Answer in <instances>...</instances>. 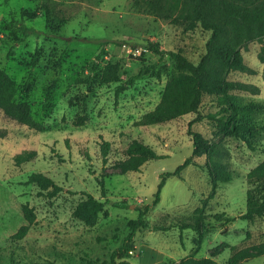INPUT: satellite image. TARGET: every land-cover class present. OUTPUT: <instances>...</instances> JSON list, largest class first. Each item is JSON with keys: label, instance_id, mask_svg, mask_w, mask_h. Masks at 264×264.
I'll return each instance as SVG.
<instances>
[{"label": "rangeland", "instance_id": "1", "mask_svg": "<svg viewBox=\"0 0 264 264\" xmlns=\"http://www.w3.org/2000/svg\"><path fill=\"white\" fill-rule=\"evenodd\" d=\"M34 10L39 15L33 18ZM47 16L56 28L46 26ZM25 25L42 32L29 33ZM210 34L201 26L185 30L181 24L137 10L132 0H0V67L16 81V99L28 101L33 118L41 124V129L30 128L0 110V264H120L119 257L116 262L112 257L130 231L128 221L153 202L161 173L174 171L194 150L189 121L196 113L134 125L159 102L175 70L169 54L145 44L158 42L163 51L181 49L197 62ZM124 43L142 46L141 54L127 57ZM263 45L252 41L242 48L253 72L229 75L259 87L257 93L235 91L246 100L264 102ZM110 64L118 66L117 79L103 82L101 74ZM148 65L150 71L142 73ZM119 86L124 88L118 90ZM217 109L214 97L205 95L202 113ZM81 115L86 120L77 126L74 120ZM192 128L217 144L216 155L228 163L234 179L220 182L209 198L205 156L197 158L198 165L186 166L181 177L169 176L159 203L145 216L149 227L136 234L127 257L130 264H174L197 245V257L229 264L236 251L264 241V217L253 221L240 217L249 188L246 174L264 159V129L250 136L256 146L251 149L214 120L204 118ZM135 139L150 145L159 157L139 170L121 173L120 163ZM103 140L111 142L106 162ZM25 151L33 157L17 163L16 155ZM33 171L49 175L64 189L54 194L53 187L28 182ZM98 178H104L105 196ZM87 194L107 204L80 216L76 207ZM204 199L206 230L201 242L192 229L158 228L177 221L175 215L192 214ZM119 201L125 206H116ZM25 203L33 208L35 221L24 238L13 239L11 235L26 223ZM229 217L235 219L228 222ZM236 264H264V255Z\"/></svg>", "mask_w": 264, "mask_h": 264}, {"label": "trees", "instance_id": "2", "mask_svg": "<svg viewBox=\"0 0 264 264\" xmlns=\"http://www.w3.org/2000/svg\"><path fill=\"white\" fill-rule=\"evenodd\" d=\"M132 6L155 17L169 20L171 23L181 24L185 30H194L201 26L203 29L209 30L211 34L206 40L205 52L197 62L191 60L181 49L163 51L158 42L148 41L145 44L146 48L157 53L169 54L175 70L169 75L159 102L153 109L136 119L134 125L148 126L178 118L187 113H196V117L189 121V133L193 137L194 150L192 155L174 171L161 173V180L153 202L141 208L138 217L128 221L130 231L122 245L115 249L112 257L115 262L116 257H119L120 264H130L127 257L135 247L136 234L149 227L145 216L151 206L159 203L162 188L169 176L179 175L181 177V172L186 166L189 164L198 165L197 158L205 156V168L211 180L209 198L215 195L220 182H229L234 179L228 163L216 155L217 144L201 131L193 129L194 122L204 118L214 120L224 127L227 134L242 139L251 149H255L256 146L250 136L257 129H264V117L261 119L257 117L258 114L264 113V102L253 99L246 100L235 93V91L257 93L259 87L253 83L229 78L232 71H254L246 63L242 48L247 49L252 41L264 42V0H132ZM25 12L24 10L23 16ZM38 15L37 10L32 12L33 18ZM53 22V19L47 16L46 26L48 28H56ZM24 28L29 33L42 32L35 27L30 28L26 25ZM262 51H264V45ZM151 67L152 65L144 66L141 72L148 73ZM117 71V65H108V68L101 74L102 81L116 80ZM123 88V86H119L118 90ZM17 92L16 81L5 69L0 67V110L18 123L25 124L30 128L41 129V124L31 114L30 103L26 100H17ZM205 95L214 97L218 104L216 111L202 113L201 107ZM85 120L86 115H81L74 120V124L82 125ZM100 146L103 161L106 162L111 142L103 140ZM126 151L128 157L120 163L121 173L139 170L150 159L159 157L150 145L139 139L133 140ZM32 157L33 153L25 151L16 155V161L22 163L29 161ZM246 179L249 185L246 192V209L240 214V217L253 221L258 217H264V159L248 170ZM27 181L36 183L43 188L53 187L54 194L64 189L52 177L40 171H33ZM98 183L103 196H105L104 178H98ZM205 202L206 199L203 200V205L192 214L175 215L177 221L169 225H160L158 228L168 230L178 227L181 231L192 229L198 234V240L201 242L206 230L205 216L202 214L206 206ZM106 204L107 200L87 194L85 199L79 201L76 213L84 216V213L88 211L102 210ZM125 204V201L115 203L116 206H125ZM22 210L26 223L11 235L13 239L24 238L35 221V213L29 204H23ZM234 219L235 217H229L228 222ZM199 248L200 245H197L193 252L174 264H221L210 257H197ZM261 255H264V241L253 249L245 247L236 251L231 256L229 264H236L244 258Z\"/></svg>", "mask_w": 264, "mask_h": 264}, {"label": "built area", "instance_id": "3", "mask_svg": "<svg viewBox=\"0 0 264 264\" xmlns=\"http://www.w3.org/2000/svg\"><path fill=\"white\" fill-rule=\"evenodd\" d=\"M123 48L126 51L127 57H130L131 55H133V56L140 55L142 46L124 43Z\"/></svg>", "mask_w": 264, "mask_h": 264}]
</instances>
